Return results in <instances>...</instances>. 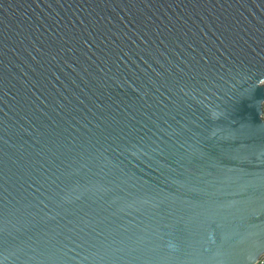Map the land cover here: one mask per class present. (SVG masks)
<instances>
[{
	"label": "water",
	"instance_id": "water-1",
	"mask_svg": "<svg viewBox=\"0 0 264 264\" xmlns=\"http://www.w3.org/2000/svg\"><path fill=\"white\" fill-rule=\"evenodd\" d=\"M264 0H0V264H257Z\"/></svg>",
	"mask_w": 264,
	"mask_h": 264
},
{
	"label": "built area",
	"instance_id": "built-area-1",
	"mask_svg": "<svg viewBox=\"0 0 264 264\" xmlns=\"http://www.w3.org/2000/svg\"><path fill=\"white\" fill-rule=\"evenodd\" d=\"M257 264H264V256L261 257V259L259 260Z\"/></svg>",
	"mask_w": 264,
	"mask_h": 264
},
{
	"label": "rangeland",
	"instance_id": "rangeland-1",
	"mask_svg": "<svg viewBox=\"0 0 264 264\" xmlns=\"http://www.w3.org/2000/svg\"><path fill=\"white\" fill-rule=\"evenodd\" d=\"M264 84V83H263ZM264 108V107H263Z\"/></svg>",
	"mask_w": 264,
	"mask_h": 264
}]
</instances>
